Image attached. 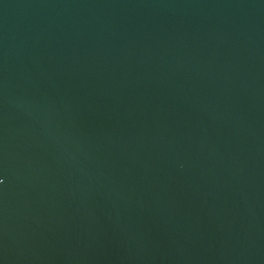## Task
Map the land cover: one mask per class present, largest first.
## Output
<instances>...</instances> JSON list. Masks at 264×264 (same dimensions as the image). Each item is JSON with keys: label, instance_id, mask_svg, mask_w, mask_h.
Here are the masks:
<instances>
[{"label": "water", "instance_id": "water-1", "mask_svg": "<svg viewBox=\"0 0 264 264\" xmlns=\"http://www.w3.org/2000/svg\"><path fill=\"white\" fill-rule=\"evenodd\" d=\"M0 264H264V0H0Z\"/></svg>", "mask_w": 264, "mask_h": 264}, {"label": "snow or ice", "instance_id": "snow-or-ice-1", "mask_svg": "<svg viewBox=\"0 0 264 264\" xmlns=\"http://www.w3.org/2000/svg\"><path fill=\"white\" fill-rule=\"evenodd\" d=\"M0 182H2V179H0Z\"/></svg>", "mask_w": 264, "mask_h": 264}]
</instances>
